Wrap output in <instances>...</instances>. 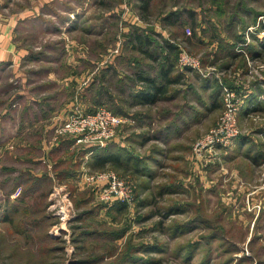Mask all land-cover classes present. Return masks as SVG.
<instances>
[{"label":"rangeland","instance_id":"rangeland-1","mask_svg":"<svg viewBox=\"0 0 264 264\" xmlns=\"http://www.w3.org/2000/svg\"><path fill=\"white\" fill-rule=\"evenodd\" d=\"M147 2L143 12L141 0H0V18L6 24L12 20L2 52H18L15 64L0 63V206L14 208L10 223L0 220V264H264V194L239 193L226 180L230 172L218 166L228 147L194 149L224 110L222 87L244 97V81L264 76V58L254 63L245 51L264 24V0ZM187 11L195 24L185 20ZM172 12L177 16L167 19ZM76 20L84 21L85 29L73 35L69 28ZM141 33L149 43L140 47L155 50L156 59L158 49L171 43L168 60L178 70L214 78L221 105L191 142L181 138L184 158L178 155L181 162L163 169L162 176L149 178L152 171L142 175L141 169L125 165L81 167L83 146L92 151L113 141L127 144L128 138H122L126 126H119L102 147L77 144L71 135L56 134L58 122H44L45 106L54 101L49 93L62 90L67 96L64 87L73 85L67 96L72 107L64 115L74 108L83 113L107 109L99 104L81 108L80 97H87L94 72L110 61L118 75L124 74L120 54L133 48L132 34ZM228 45L241 57L225 69L230 64ZM76 55L83 58L76 80L66 76L60 85L48 79L49 71L66 74V64ZM181 56L192 59L194 67L185 68ZM237 127L240 131L238 120ZM67 139L74 148L62 146ZM109 172L126 179L133 190V199L118 209L111 207L119 200H103L104 181L84 180V174ZM219 179L224 183L219 185ZM150 183L151 192L162 185L165 190L152 196L151 205L140 206L149 194L144 185ZM210 183L219 187L215 190Z\"/></svg>","mask_w":264,"mask_h":264},{"label":"crops","instance_id":"crops-1","mask_svg":"<svg viewBox=\"0 0 264 264\" xmlns=\"http://www.w3.org/2000/svg\"><path fill=\"white\" fill-rule=\"evenodd\" d=\"M189 14L192 13L187 11L185 20L188 19L191 24H195V20H191L195 19L194 15ZM78 20H76L77 24L72 21L73 24L69 28L73 35L84 32L85 26L82 23L84 21L80 23ZM11 21L9 19L6 24V20L0 18V63L8 61L15 64L18 60V52L13 54L12 48L7 54L2 52V46L8 37L5 36L6 30L12 24ZM93 27L95 26L90 28ZM259 34L251 35V38L254 36L256 40L258 39V42H255L254 38V43L250 45L251 54H248V59L254 63L264 58V47L260 46L263 35L259 36ZM138 35L132 34L131 40L129 39V44L131 46L132 43L133 48L125 50V54H120L119 62L124 74L121 72L118 75L116 66H113V61H110L97 74L94 72L92 82H96L90 83L87 97L84 100L80 97L79 103L81 108L85 109H93L98 104L103 105L112 113L122 116L126 121L124 124L127 129V132L122 134V138H128L127 144L115 141L113 143L118 144L124 153L141 160V171L150 166L153 177L157 176L156 174L162 176L163 169L175 168L177 163L181 162L178 156L183 153V148L178 146L181 138L187 137L191 142L199 131L208 127V120L215 116L212 113L214 111L216 113L218 106L221 105L220 91L214 78H207L190 70H178L171 63V59L168 60L170 57L167 51L173 47L171 43L166 42V48L163 46V50L158 49L160 59H156L155 50L150 52L140 47V45L144 46V43H149L146 34ZM228 46L226 48H229L230 52L225 56L229 57L230 64L224 66L225 69L241 57L240 53L234 52L233 47ZM6 47L4 44V48ZM133 55L137 58L134 63L130 58ZM73 59L70 64H66L69 68L66 74L58 76L49 71L48 79L60 85H62V78L66 76H68L67 81L76 80L74 77H77L76 74L79 75L76 70L80 67L83 58L76 55ZM148 63H151V66ZM147 80L150 82L148 83ZM244 85L245 96L237 116L241 132L228 150L222 153L221 166L218 168L221 167V171L228 169L231 175L227 176L226 180L229 178V183L236 185L239 193L243 191L242 193L264 194V179L261 176L263 172L261 170H264V76L251 82L244 81ZM64 88L67 90V96L69 91H73V85L71 89L68 86ZM58 95L61 96L60 100ZM67 96L63 95L62 90L57 95L49 93L50 100L54 101L45 106L47 113L43 114L44 122L48 123L51 120L58 122L64 119V112L70 106L72 107V104H68ZM58 101L59 104H57ZM216 104L217 107H215ZM71 140H61L62 146L74 148ZM87 149L84 146L81 148L82 157L79 159L81 167L86 165L89 168V162L97 153ZM182 155L184 158L185 154ZM141 173L143 175V171ZM215 183L210 185L216 190L220 184L224 183V180L219 179L218 186ZM190 185L192 187V182Z\"/></svg>","mask_w":264,"mask_h":264},{"label":"built area","instance_id":"built-area-1","mask_svg":"<svg viewBox=\"0 0 264 264\" xmlns=\"http://www.w3.org/2000/svg\"><path fill=\"white\" fill-rule=\"evenodd\" d=\"M263 35V32H260ZM181 62L185 68L191 69L193 60L181 56ZM185 65H189L188 67ZM223 112L217 124L198 140L194 149L206 148H227L240 135L237 127V116L243 102V96L235 93L227 87H222ZM126 121L105 108L95 113H83L75 108L59 120L56 126V134L71 135L77 144H84L87 147H102L114 139L116 130ZM88 183H99L104 181L106 187L103 200L116 199L122 204L129 203L133 199V190L126 179L117 177L114 173L107 174H84Z\"/></svg>","mask_w":264,"mask_h":264},{"label":"trees","instance_id":"trees-1","mask_svg":"<svg viewBox=\"0 0 264 264\" xmlns=\"http://www.w3.org/2000/svg\"><path fill=\"white\" fill-rule=\"evenodd\" d=\"M142 2H144L145 4L142 5L141 9L143 12L146 11V8L148 7V2L147 0H141ZM189 15H193V14H189ZM173 16H177V14L173 13L169 14L166 16V18H174ZM169 24H174L173 22H170ZM256 32L260 33L263 32V40L260 43V46L262 48V45L264 47V24H261L260 27L256 30ZM256 34V33H253ZM252 34V35H253ZM254 40V36L252 37ZM258 42V39L256 40L255 38V42ZM250 45V44H249ZM247 45L245 46V51L247 52V54H251L250 53V46ZM147 82L149 83L150 81L147 80ZM94 152H96L97 154H95L96 156H94L93 159H91V161L89 162V167L91 169H95L98 168L99 166H107L113 169H120L122 168L121 166H127V167H133L134 169H136V171H140V167L137 166V164H139L141 162V160H137L134 157H131L129 154L124 153V151L120 148L117 147V145L112 144V143H108L106 146H104L102 149H95L93 150ZM150 167V166H149ZM149 167H145V170H143V174L144 171H152L149 172L147 176H149V178L153 177V170ZM149 168V169H148ZM142 172V171H141ZM170 183V182H168ZM145 187L143 188L145 191H149L148 196H145L146 198H142L141 202H140V206H149L152 204L151 199L152 196H159L163 194V191L165 190L163 187V185L161 186L160 189L157 190V192H151V189H153L152 184H146L144 185ZM170 191V190H168ZM147 197H150V199H147ZM125 204L122 203H116L114 204L113 207H111L112 209H118L121 206H124ZM171 206L169 208H166V212L171 211ZM177 208V207H176ZM173 209V208H172ZM14 212V208L13 206H9V209L6 207H1L0 206V220H2L3 222H11L12 220V216H10V213ZM173 212V211H172Z\"/></svg>","mask_w":264,"mask_h":264}]
</instances>
